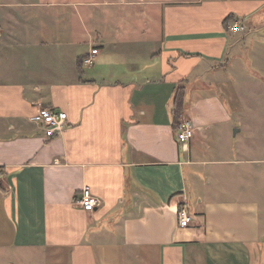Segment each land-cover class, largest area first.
Wrapping results in <instances>:
<instances>
[{"label":"crops","instance_id":"1","mask_svg":"<svg viewBox=\"0 0 264 264\" xmlns=\"http://www.w3.org/2000/svg\"><path fill=\"white\" fill-rule=\"evenodd\" d=\"M0 166V264H264V0H0Z\"/></svg>","mask_w":264,"mask_h":264},{"label":"built area","instance_id":"2","mask_svg":"<svg viewBox=\"0 0 264 264\" xmlns=\"http://www.w3.org/2000/svg\"><path fill=\"white\" fill-rule=\"evenodd\" d=\"M231 30L237 32L243 27L239 22L231 25ZM99 49L93 48L84 58L83 65H93ZM32 121L45 126L50 134L60 133L64 128L68 114L65 111H55L50 108H46L40 105L36 113L32 116ZM177 139L180 141H189L195 135V127L191 119L184 118L179 121L178 129L176 132ZM4 172L0 166V179L3 177ZM76 203L86 211H94L97 205H99V199L93 194L91 188L86 186L80 196L76 199ZM178 219L180 227H188L193 222V215L185 208L182 207L178 211Z\"/></svg>","mask_w":264,"mask_h":264},{"label":"trees","instance_id":"3","mask_svg":"<svg viewBox=\"0 0 264 264\" xmlns=\"http://www.w3.org/2000/svg\"><path fill=\"white\" fill-rule=\"evenodd\" d=\"M81 62H83V59L81 60ZM184 89H179V91L177 92V96L175 98V101H174V114H175V125H176V128L178 129V124H179V119H180V116L183 112V105H184Z\"/></svg>","mask_w":264,"mask_h":264}]
</instances>
